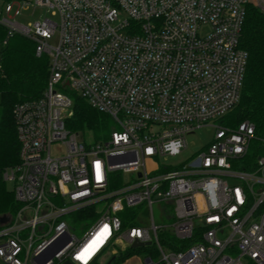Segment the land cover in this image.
<instances>
[{
  "label": "built area",
  "instance_id": "1",
  "mask_svg": "<svg viewBox=\"0 0 264 264\" xmlns=\"http://www.w3.org/2000/svg\"><path fill=\"white\" fill-rule=\"evenodd\" d=\"M250 4L264 10V0L3 1L2 44L32 40L49 74L12 109L19 160L0 178L19 207L1 223L0 264H106L148 246L143 264H264V138L250 162L254 124L221 122L240 98ZM28 6L58 20H16ZM69 92L111 117L107 138L87 143L66 127ZM202 125L214 137L188 161L159 162Z\"/></svg>",
  "mask_w": 264,
  "mask_h": 264
},
{
  "label": "trees",
  "instance_id": "2",
  "mask_svg": "<svg viewBox=\"0 0 264 264\" xmlns=\"http://www.w3.org/2000/svg\"><path fill=\"white\" fill-rule=\"evenodd\" d=\"M5 37L6 30L0 24V168L13 166L19 160L13 106L19 101L39 97L49 74V58L45 54H35L32 40L13 34L6 44H2ZM239 46L248 53L240 98L221 118V122L225 126L235 127L240 121L247 119L254 124L256 138L251 143V151L247 157L253 162L255 155L263 149L259 138H264V10H259L252 4L246 7ZM69 95L72 107L65 120L66 127L70 131L81 133L84 139L86 132H90L93 141L107 138L113 125L111 117L92 107L79 95L73 92H69ZM18 207L13 190L0 178V227L1 218L13 214ZM133 215L132 211H123V221H130ZM160 238L171 239L166 233ZM190 242L191 240L186 241V244ZM136 252L138 250L128 249L125 253L116 255L110 264H120Z\"/></svg>",
  "mask_w": 264,
  "mask_h": 264
},
{
  "label": "rangeland",
  "instance_id": "3",
  "mask_svg": "<svg viewBox=\"0 0 264 264\" xmlns=\"http://www.w3.org/2000/svg\"><path fill=\"white\" fill-rule=\"evenodd\" d=\"M15 2H18L19 0H12ZM3 3V0H0V10L1 5ZM44 17H50L54 20H58V17L56 15H52L50 13V10H48L45 7H36L33 8V6H28L27 8L22 10V13L16 17V20L23 24L31 23L35 20L42 19ZM206 27H202L200 29V33L206 32ZM58 41V33H55L51 39H49V42L52 45H56ZM215 133V128L210 125H202L192 132L186 134V148L182 149V151L177 156H166L165 158H160L159 162L164 163L166 165H169L171 167H175L183 162H186L189 160V158L192 157L193 154H195L198 150H200L202 147H204L208 142H210ZM85 141L92 142L91 134L90 132L85 133ZM54 153V152H53ZM147 165L152 167V164L148 161ZM6 184L9 189H12V183L9 181H6ZM159 216V212L156 206H154V217L157 220ZM75 234H78L77 229L72 230ZM79 235V234H78ZM80 236V235H79ZM153 251V246H148L142 250H138V252L134 253L131 257L126 259L124 262L120 264H143V257L150 254ZM106 257L103 258L105 260Z\"/></svg>",
  "mask_w": 264,
  "mask_h": 264
},
{
  "label": "water",
  "instance_id": "4",
  "mask_svg": "<svg viewBox=\"0 0 264 264\" xmlns=\"http://www.w3.org/2000/svg\"><path fill=\"white\" fill-rule=\"evenodd\" d=\"M6 220V216L2 217L1 218V222H4ZM145 244H150V242H146V243H142V242H138V241H135L133 244H132V247H137V246H142V245H145ZM113 259V257L106 263V264H110L111 260ZM62 264H72L71 262L69 261H65L64 263Z\"/></svg>",
  "mask_w": 264,
  "mask_h": 264
}]
</instances>
